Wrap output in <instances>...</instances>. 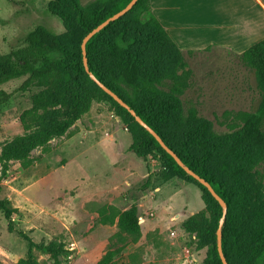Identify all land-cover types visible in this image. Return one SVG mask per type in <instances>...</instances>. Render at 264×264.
Returning <instances> with one entry per match:
<instances>
[{
  "label": "rangeland",
  "instance_id": "1",
  "mask_svg": "<svg viewBox=\"0 0 264 264\" xmlns=\"http://www.w3.org/2000/svg\"><path fill=\"white\" fill-rule=\"evenodd\" d=\"M78 1L86 9L112 0ZM47 2L0 0L1 53L22 46L24 35L38 24L65 43L81 42L78 26L73 24L66 32L62 21L47 11ZM99 54L120 92L145 111L136 89L101 50ZM182 54L189 72L181 96L184 106L155 123L176 148L185 134L187 108L193 107L210 135L206 147H193V152L199 155L212 149L208 170L228 189L237 190L239 207L252 214L264 201V151L234 155L227 151L224 139L240 127L242 115L257 105L253 73L236 53L223 47ZM26 77L0 84V90L11 93L0 104V155L15 136L40 127L38 117L43 113L32 107L31 98L36 89L18 90ZM131 128L109 100L93 101L65 134L36 147L22 160H10L4 175L0 163V264H19L20 260L96 264L107 253L112 254L111 264H205L212 236L205 232L204 222L188 221L200 215L211 224L202 190L166 168L156 150L137 148ZM134 201L140 223L136 240L119 231L117 216L113 223L100 221L104 207H112V215ZM246 244L245 237L230 246V264L242 262ZM255 264H264V255Z\"/></svg>",
  "mask_w": 264,
  "mask_h": 264
},
{
  "label": "trees",
  "instance_id": "2",
  "mask_svg": "<svg viewBox=\"0 0 264 264\" xmlns=\"http://www.w3.org/2000/svg\"><path fill=\"white\" fill-rule=\"evenodd\" d=\"M130 0H112L107 5L82 8L78 0H48L47 11L57 16L66 32L75 24L82 38L106 18L122 9ZM80 43H65L44 25L38 24L23 37V45L0 52V84L27 75L18 90L29 92L34 109L42 115L37 130H24L2 148L0 155L1 174L4 175L10 160H22L36 147L65 134L76 120L86 113L93 101L107 99L118 115L128 123L137 148L159 152L166 168L195 182L203 193L205 204L211 211V224L203 216L195 215L204 222L205 232L212 236L205 264H222L216 247V229L222 208L209 191L175 162L155 138L140 126L134 117L112 97L105 93L84 69ZM109 64L118 68L126 80L136 89L145 111L134 107L120 92L103 68L100 52ZM86 58L89 70L104 85L114 91L162 138L191 170L208 181L225 201L227 211L222 226V250L227 255L229 248L247 238L245 257L240 264H255L264 255V201L256 212L250 214L239 207L238 191L228 189L207 168L212 149L206 148L199 155L193 147H206L210 138L208 128L193 107L187 108L185 134L178 147H173L157 127L155 120L184 106L181 98L188 86L189 72L182 51L154 15L150 0H137L118 19L109 22L86 43ZM58 54L55 57L54 54ZM239 61L253 73L258 92V102L251 112L242 115L239 128L224 139L227 151L234 155H247L257 150L264 151V38L237 54ZM178 71H181L178 73ZM11 93L0 90V104ZM23 123V118L21 119ZM3 208V206H1ZM5 210H7L5 208ZM112 207H104L100 221L113 223L117 216L120 232L140 235L139 206L136 201L123 211L111 213ZM112 254L107 253L96 264H111ZM19 264H31L20 260Z\"/></svg>",
  "mask_w": 264,
  "mask_h": 264
},
{
  "label": "crops",
  "instance_id": "3",
  "mask_svg": "<svg viewBox=\"0 0 264 264\" xmlns=\"http://www.w3.org/2000/svg\"><path fill=\"white\" fill-rule=\"evenodd\" d=\"M150 4L182 52L215 46L239 54L264 38V0H150Z\"/></svg>",
  "mask_w": 264,
  "mask_h": 264
},
{
  "label": "water",
  "instance_id": "4",
  "mask_svg": "<svg viewBox=\"0 0 264 264\" xmlns=\"http://www.w3.org/2000/svg\"><path fill=\"white\" fill-rule=\"evenodd\" d=\"M137 0H130L122 9L117 11L116 13L112 14L108 18H106L104 21L99 23L97 26H95L93 29H91L81 40L80 43V49H81V55H82V62L85 71L89 75L92 81H94L105 93H107L112 99H114L120 106L125 108L135 119V121L142 126L146 131H148L155 140L159 143V145L175 160V162L186 172L187 175L193 177L197 182H199L201 185H203L209 193L215 198V200L219 203V205L222 208V215L219 219L218 226L216 229V247L218 256L221 260L222 264H228L226 257L222 250V226L225 218V214L227 211V205L225 201L216 193L212 185L206 181L204 178L200 177L197 173H195L193 170H191L186 164L182 162V160L177 156V154L170 148L168 145L165 144V142L162 140V138L154 131L153 128H151L136 112L133 108H131L122 98H120L114 91H112L110 88H108L106 85H104L100 80H98L93 73L89 70L87 58H86V43L87 41L98 31H100L103 27H105L109 22L114 21L118 19L120 16L125 14L136 2Z\"/></svg>",
  "mask_w": 264,
  "mask_h": 264
},
{
  "label": "built area",
  "instance_id": "5",
  "mask_svg": "<svg viewBox=\"0 0 264 264\" xmlns=\"http://www.w3.org/2000/svg\"><path fill=\"white\" fill-rule=\"evenodd\" d=\"M170 234H171L172 236H174L175 232L171 231Z\"/></svg>",
  "mask_w": 264,
  "mask_h": 264
}]
</instances>
